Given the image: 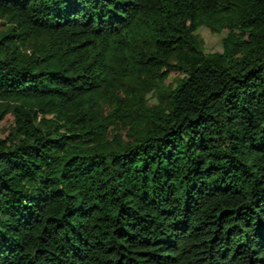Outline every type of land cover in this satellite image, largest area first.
I'll use <instances>...</instances> for the list:
<instances>
[{
	"label": "trees",
	"instance_id": "16d2710c",
	"mask_svg": "<svg viewBox=\"0 0 264 264\" xmlns=\"http://www.w3.org/2000/svg\"><path fill=\"white\" fill-rule=\"evenodd\" d=\"M0 18V264H264V0Z\"/></svg>",
	"mask_w": 264,
	"mask_h": 264
},
{
	"label": "rangeland",
	"instance_id": "374dc122",
	"mask_svg": "<svg viewBox=\"0 0 264 264\" xmlns=\"http://www.w3.org/2000/svg\"><path fill=\"white\" fill-rule=\"evenodd\" d=\"M5 22L0 18V30L5 28ZM196 35L201 41V44L206 53H214L221 52L223 49V39L225 37V32H216L213 31L207 25H201L197 31ZM184 74H170L167 79L164 81V84L161 87V91H165L166 89L175 88L176 81L183 77ZM161 91H152L149 93V102L151 104H156L159 102Z\"/></svg>",
	"mask_w": 264,
	"mask_h": 264
}]
</instances>
